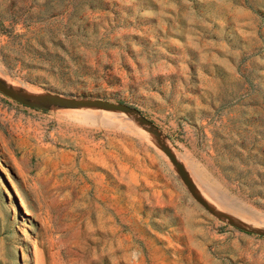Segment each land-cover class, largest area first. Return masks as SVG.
<instances>
[{"label":"rangeland","instance_id":"obj_1","mask_svg":"<svg viewBox=\"0 0 264 264\" xmlns=\"http://www.w3.org/2000/svg\"><path fill=\"white\" fill-rule=\"evenodd\" d=\"M0 76L134 110L0 92V264H264L191 171L264 213V0H0Z\"/></svg>","mask_w":264,"mask_h":264},{"label":"water","instance_id":"obj_2","mask_svg":"<svg viewBox=\"0 0 264 264\" xmlns=\"http://www.w3.org/2000/svg\"><path fill=\"white\" fill-rule=\"evenodd\" d=\"M0 92L32 108H42V109H46L49 107H58L62 109L98 108L104 111H121V112H126V113H132L134 111L130 106H127L124 104L111 103V102L102 101V100L69 99V98H61V97L49 96V95H40V96L23 95V94L16 92L14 89L8 87L1 79H0ZM163 150L168 156V158L172 161L174 166L177 168L180 177L186 183V185L188 186L193 196L204 207L211 210L208 204H206V202H204V200L200 198L195 192L194 184L190 180L189 175L187 171L185 170L184 166L178 161V159L174 156V154L169 148H167L166 146H163ZM221 217H225L229 219L231 224L236 225L228 216L222 215ZM241 228L243 230H248L245 227H241Z\"/></svg>","mask_w":264,"mask_h":264},{"label":"bare ground","instance_id":"obj_3","mask_svg":"<svg viewBox=\"0 0 264 264\" xmlns=\"http://www.w3.org/2000/svg\"><path fill=\"white\" fill-rule=\"evenodd\" d=\"M9 84L13 86L14 88H17V85H19L17 83H9ZM25 89L27 91L26 87ZM29 91L32 92V89L31 90L29 89ZM84 110H88V111L84 112ZM91 111H92L91 109L70 110L68 111V113H70L72 117L75 116L83 123H86L90 118V113H92ZM182 159L180 158L179 160H182ZM191 171L194 173L196 177V183H197L199 193L208 200L209 204L216 211L218 212L223 211V212H227L231 214L232 216H234L235 219L234 218L233 219L236 222L240 223L241 226L247 229H256V228L264 229V213H260L251 208H248L244 202H242L238 198H235L234 196L229 195L227 192L222 191L218 185H216L215 183H211L202 174L196 172L197 170L194 171L192 169Z\"/></svg>","mask_w":264,"mask_h":264}]
</instances>
